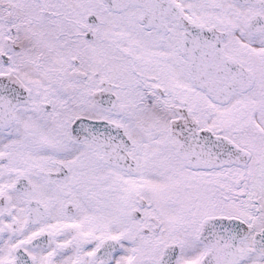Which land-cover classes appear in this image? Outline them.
Here are the masks:
<instances>
[{
  "label": "snow or ice",
  "instance_id": "obj_1",
  "mask_svg": "<svg viewBox=\"0 0 264 264\" xmlns=\"http://www.w3.org/2000/svg\"><path fill=\"white\" fill-rule=\"evenodd\" d=\"M0 264H264V0H0Z\"/></svg>",
  "mask_w": 264,
  "mask_h": 264
}]
</instances>
